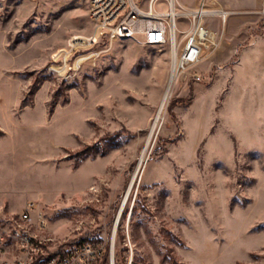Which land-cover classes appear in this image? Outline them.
<instances>
[{
	"label": "rangeland",
	"instance_id": "obj_1",
	"mask_svg": "<svg viewBox=\"0 0 264 264\" xmlns=\"http://www.w3.org/2000/svg\"><path fill=\"white\" fill-rule=\"evenodd\" d=\"M206 1L229 13L205 18L148 139L170 41L102 36L76 69L63 51L95 33L89 0H0V233L16 219L49 255L102 238L103 264H264V0ZM4 245L0 264L23 258Z\"/></svg>",
	"mask_w": 264,
	"mask_h": 264
},
{
	"label": "built area",
	"instance_id": "obj_2",
	"mask_svg": "<svg viewBox=\"0 0 264 264\" xmlns=\"http://www.w3.org/2000/svg\"><path fill=\"white\" fill-rule=\"evenodd\" d=\"M159 0H149L143 7L139 0H89V11L95 22L96 31L93 35L75 36L70 48L65 51V65L73 58L74 68H79L93 53L91 50L102 38L111 40L120 38H137L144 44L164 45L171 43L173 33L178 34V22L183 18L188 24L184 30V43L178 50L177 78L192 64H196L203 51L204 44L213 36L212 30L204 23L206 17L218 14L223 18L229 10L223 6L211 7L206 0L197 6H184L180 0H165L167 9L157 7ZM177 11L175 18L169 11ZM180 46V45H179ZM196 75H199L196 73ZM34 202H28L23 210V218H28ZM43 225L46 216L39 213ZM10 239L24 251L23 258L15 264H103L105 239L93 237L75 242L61 254L49 255L42 241L34 238L30 229L18 220H11L0 233V249L5 248L4 242ZM111 264L113 253L111 251Z\"/></svg>",
	"mask_w": 264,
	"mask_h": 264
},
{
	"label": "bare ground",
	"instance_id": "obj_3",
	"mask_svg": "<svg viewBox=\"0 0 264 264\" xmlns=\"http://www.w3.org/2000/svg\"><path fill=\"white\" fill-rule=\"evenodd\" d=\"M176 13H177L176 9L169 11V14L172 16L173 19L175 18ZM171 44H172V46H171L172 47V51H171V55H172V67H171L170 77H169L167 86L165 87V90L163 92V96H161L162 99H161V102H160V104L158 106L157 114L154 117V120L152 122V125H151V133H150L148 139H150V136L154 132L157 124L159 123V121H160V119L162 117V111H163V109L165 107V104H166L168 98L171 95L172 88H173V84L175 82V79L177 78V73H178L177 60H178V50H179L178 34L173 33L172 40H171ZM147 147L148 146L146 145L145 148H144V150H143V152H142V156L140 157V164L141 163H144L142 161L145 159V156H146V153H147V150H148ZM129 190H130V188H129ZM128 193H129V191H127V193L125 194V196L123 198V201H122V204L120 206L119 212L117 214V217L115 219L114 234H113V237H112V240H113V249L112 250L113 251H114V245H115V242H116L115 230H116V228L118 226V223H119L120 218L122 216V213L124 211L125 203L127 202V198H128Z\"/></svg>",
	"mask_w": 264,
	"mask_h": 264
},
{
	"label": "crops",
	"instance_id": "obj_4",
	"mask_svg": "<svg viewBox=\"0 0 264 264\" xmlns=\"http://www.w3.org/2000/svg\"><path fill=\"white\" fill-rule=\"evenodd\" d=\"M140 1V0H139ZM184 2H186L187 4H189V5H193V4H197L196 2L198 1V0H183ZM140 3H141V1H140ZM141 5L143 6V7H145L142 3H141ZM148 5V4H147ZM147 5H146V7H147ZM9 172H11V171H9Z\"/></svg>",
	"mask_w": 264,
	"mask_h": 264
}]
</instances>
